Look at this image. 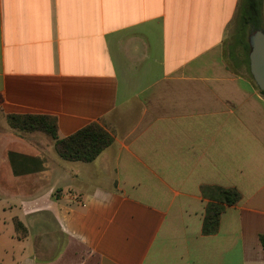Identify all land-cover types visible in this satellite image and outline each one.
<instances>
[{
    "label": "crops",
    "instance_id": "0c3cea01",
    "mask_svg": "<svg viewBox=\"0 0 264 264\" xmlns=\"http://www.w3.org/2000/svg\"><path fill=\"white\" fill-rule=\"evenodd\" d=\"M241 10L0 0V264H264V95ZM261 13L264 31V0ZM238 47L247 73L229 64ZM10 115L52 117L59 139L96 123L112 140L67 160ZM204 186L240 194L212 234Z\"/></svg>",
    "mask_w": 264,
    "mask_h": 264
},
{
    "label": "trees",
    "instance_id": "16d2710c",
    "mask_svg": "<svg viewBox=\"0 0 264 264\" xmlns=\"http://www.w3.org/2000/svg\"><path fill=\"white\" fill-rule=\"evenodd\" d=\"M263 0H242L241 22L249 30L263 28L262 7ZM249 45L246 46V58L248 62ZM264 95V90H260ZM9 125L12 128L23 131H43L55 140V145L61 157L67 160L92 161L100 152L111 143V136L106 130L96 123L89 124L72 135L59 139L56 133L54 118L44 115H10ZM203 195L207 197L205 215L202 223V232L212 234L218 230L220 216L227 206L234 205L240 199V194L235 188L221 186H204ZM15 228L25 233L21 222L15 220ZM264 250V234L259 236Z\"/></svg>",
    "mask_w": 264,
    "mask_h": 264
},
{
    "label": "water",
    "instance_id": "95a60500",
    "mask_svg": "<svg viewBox=\"0 0 264 264\" xmlns=\"http://www.w3.org/2000/svg\"><path fill=\"white\" fill-rule=\"evenodd\" d=\"M249 43V71L259 90H264V31L254 30L250 34Z\"/></svg>",
    "mask_w": 264,
    "mask_h": 264
},
{
    "label": "rangeland",
    "instance_id": "374dc122",
    "mask_svg": "<svg viewBox=\"0 0 264 264\" xmlns=\"http://www.w3.org/2000/svg\"><path fill=\"white\" fill-rule=\"evenodd\" d=\"M230 38L227 39V42L226 44H228L230 42ZM225 48H226V52H227V55H232V51H231V48L228 47V45H225ZM230 49V50H229ZM235 54L237 55V58H238V61L236 60H232V58H230L229 60V64H231L235 69H237L239 72H243V73H247V64L245 63L244 61V54L243 52H241V48L238 47L236 50H235ZM230 57V56H229ZM15 129V128H14ZM16 131L18 132H21V133H18V136L20 137H24L26 132H38L37 130H33V131H23V130H17L15 129ZM43 132V131H42ZM50 136V135H49ZM35 139V138H34ZM39 140L43 141V139L39 138ZM38 139H35V142H39ZM6 150V149H5ZM4 150V152H6ZM4 172H3V164H0V176H3ZM31 191V190H30Z\"/></svg>",
    "mask_w": 264,
    "mask_h": 264
}]
</instances>
